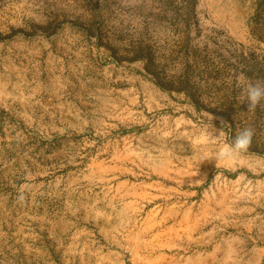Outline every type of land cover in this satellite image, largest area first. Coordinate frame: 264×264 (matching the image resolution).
Masks as SVG:
<instances>
[{"label": "rangeland", "instance_id": "rangeland-1", "mask_svg": "<svg viewBox=\"0 0 264 264\" xmlns=\"http://www.w3.org/2000/svg\"><path fill=\"white\" fill-rule=\"evenodd\" d=\"M258 81L264 0H0V264H264Z\"/></svg>", "mask_w": 264, "mask_h": 264}, {"label": "clouds", "instance_id": "clouds-1", "mask_svg": "<svg viewBox=\"0 0 264 264\" xmlns=\"http://www.w3.org/2000/svg\"><path fill=\"white\" fill-rule=\"evenodd\" d=\"M245 99L247 100L248 109H255L264 101V81L249 82L245 89ZM254 130L251 127H245L238 131L233 142L226 146L218 154L220 158L235 160L246 153L252 143ZM21 194L20 199H23Z\"/></svg>", "mask_w": 264, "mask_h": 264}]
</instances>
